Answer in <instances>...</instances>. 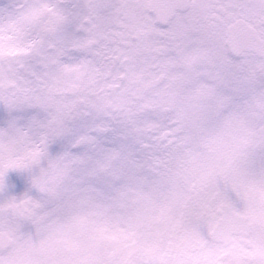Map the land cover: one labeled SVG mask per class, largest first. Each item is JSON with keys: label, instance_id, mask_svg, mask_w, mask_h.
Wrapping results in <instances>:
<instances>
[{"label": "snow or ice", "instance_id": "snow-or-ice-1", "mask_svg": "<svg viewBox=\"0 0 264 264\" xmlns=\"http://www.w3.org/2000/svg\"><path fill=\"white\" fill-rule=\"evenodd\" d=\"M0 264H264V0H0Z\"/></svg>", "mask_w": 264, "mask_h": 264}]
</instances>
